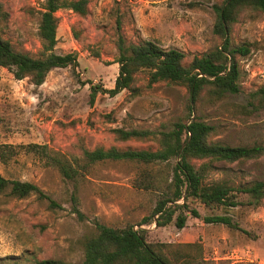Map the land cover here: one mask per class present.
Wrapping results in <instances>:
<instances>
[{
  "label": "rangeland",
  "instance_id": "1",
  "mask_svg": "<svg viewBox=\"0 0 264 264\" xmlns=\"http://www.w3.org/2000/svg\"><path fill=\"white\" fill-rule=\"evenodd\" d=\"M223 0H89V13L81 17L63 8L56 12L59 23L54 52L73 53L75 65L51 69L44 82L16 79L0 66V147L14 152L0 161L6 178L35 183L58 204L50 208L45 199L32 194L15 198L0 194V264H39L46 258L70 264L83 260V240L95 232L94 222L112 227L138 223L150 215L159 190L171 179V165H145L133 160H104L89 166L73 183L49 165L29 144L45 146L68 158L80 157L83 149L96 146L158 148L156 139L114 140L111 129L166 130L178 119L187 121L189 93L186 87L167 81L146 85V71L137 73L140 94L126 90L111 96L101 91L113 88L119 64L116 17L121 18L127 42L152 40L164 48L186 53L188 63L221 44L213 32V4ZM6 18L0 16V36L16 50L38 57L42 52L37 33L43 0H0ZM72 27L79 32L76 39ZM228 37L233 45L251 43V51L239 57L240 92L212 104L202 98L194 115L215 126L214 139L229 145L264 146V107L247 112L248 94L264 85V12L244 11ZM98 85L91 101V86ZM206 181L227 180L232 186L264 181V155L257 159L215 162ZM151 181L152 186L145 182ZM77 197L80 214L72 209ZM243 204L235 207H205L195 201L200 217L187 215L183 228L142 225L151 242H196L202 257L192 264H264V197L258 206L247 202L246 193L234 192ZM229 216L240 229L223 223H208L205 217Z\"/></svg>",
  "mask_w": 264,
  "mask_h": 264
},
{
  "label": "trees",
  "instance_id": "2",
  "mask_svg": "<svg viewBox=\"0 0 264 264\" xmlns=\"http://www.w3.org/2000/svg\"><path fill=\"white\" fill-rule=\"evenodd\" d=\"M89 0H43L39 13L37 33L41 40L42 52L33 57L26 52L16 50L11 42L0 36V66L7 68L16 79L28 78L34 85L44 82L48 72L57 67L75 65L76 55L73 53L58 54L54 52L57 42L56 31L59 17L56 12L66 8L81 17L89 13ZM216 15L213 32L222 42L207 52L193 55L186 63V53L174 47L164 48L152 40L141 39L127 42L122 33L121 18L115 19L118 75L113 88L101 90L98 85L91 86V101L99 90L113 96L126 90L129 97L140 94L137 86V73L146 71L148 87L160 81L180 84L189 93L187 121H174L166 130L149 129H111L114 140L156 139L158 148L132 149L117 146H96L83 149L80 157L68 158L60 152H50L45 146L29 144L46 158V162L55 167L61 176L73 183L74 192L77 180L84 176L90 165L104 160H133L141 164L171 165V179L159 190V198L150 215L144 216L138 223L124 227H112L99 221L94 222L95 232L83 240V260L78 264H192L202 257V246L196 242H151L147 239L148 229L142 225L155 224L162 227L173 224L181 229L187 215L200 217L198 210L191 206L195 201L205 207H235L243 202L235 199L234 192L246 193L250 196L247 202L258 206L264 197V181L232 186L227 180L207 182L206 176L214 169V163L223 161L233 163L257 159L264 155L263 145H229L214 139L215 126L192 115L202 98L209 103H216L229 95L240 92L239 57L251 51L250 42L233 45L228 37L232 25L238 21L244 11L264 12V0H223L221 4H213ZM0 3V16L6 13ZM77 39L79 32L72 27ZM264 107V85L250 92L243 108L251 113ZM14 152L9 144L0 147V161H6ZM147 188L152 186L151 181ZM6 193L15 198H25L32 194L38 199H45L50 208H58L59 204L47 195L35 183L19 179L6 178L0 174V194ZM72 209L80 214L75 193L71 195ZM208 223H223L229 227L240 229L226 215H214L204 218ZM245 232V230L240 229ZM39 264H70L61 259H41Z\"/></svg>",
  "mask_w": 264,
  "mask_h": 264
}]
</instances>
